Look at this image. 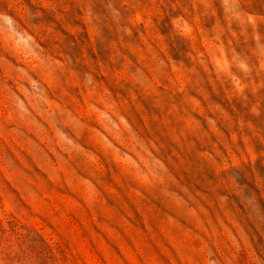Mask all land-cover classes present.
Segmentation results:
<instances>
[{"label": "rangeland", "instance_id": "rangeland-1", "mask_svg": "<svg viewBox=\"0 0 264 264\" xmlns=\"http://www.w3.org/2000/svg\"><path fill=\"white\" fill-rule=\"evenodd\" d=\"M0 264H264V0H0Z\"/></svg>", "mask_w": 264, "mask_h": 264}]
</instances>
